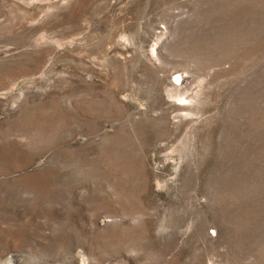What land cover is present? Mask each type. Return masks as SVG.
Returning a JSON list of instances; mask_svg holds the SVG:
<instances>
[{
	"label": "rangeland",
	"instance_id": "rangeland-1",
	"mask_svg": "<svg viewBox=\"0 0 264 264\" xmlns=\"http://www.w3.org/2000/svg\"><path fill=\"white\" fill-rule=\"evenodd\" d=\"M0 264H264V0H0Z\"/></svg>",
	"mask_w": 264,
	"mask_h": 264
},
{
	"label": "bare ground",
	"instance_id": "bare-ground-1",
	"mask_svg": "<svg viewBox=\"0 0 264 264\" xmlns=\"http://www.w3.org/2000/svg\"><path fill=\"white\" fill-rule=\"evenodd\" d=\"M182 76L181 75H177V78H179L180 81H185V78H181Z\"/></svg>",
	"mask_w": 264,
	"mask_h": 264
}]
</instances>
